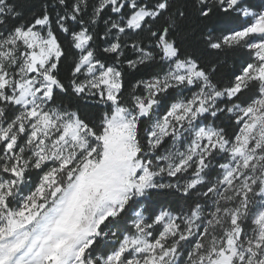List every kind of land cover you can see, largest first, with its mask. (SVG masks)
<instances>
[{
  "label": "snow or ice",
  "instance_id": "obj_1",
  "mask_svg": "<svg viewBox=\"0 0 264 264\" xmlns=\"http://www.w3.org/2000/svg\"><path fill=\"white\" fill-rule=\"evenodd\" d=\"M0 0V264H264V0Z\"/></svg>",
  "mask_w": 264,
  "mask_h": 264
},
{
  "label": "trees",
  "instance_id": "obj_2",
  "mask_svg": "<svg viewBox=\"0 0 264 264\" xmlns=\"http://www.w3.org/2000/svg\"><path fill=\"white\" fill-rule=\"evenodd\" d=\"M20 4V10L24 13L25 16L31 15L32 12L36 10V7L40 4L41 0H17Z\"/></svg>",
  "mask_w": 264,
  "mask_h": 264
}]
</instances>
